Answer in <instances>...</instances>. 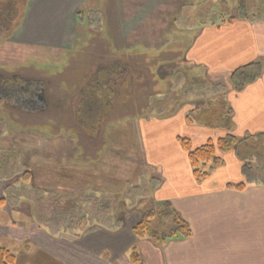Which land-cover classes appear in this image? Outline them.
Listing matches in <instances>:
<instances>
[{"label": "rangeland", "instance_id": "374dc122", "mask_svg": "<svg viewBox=\"0 0 264 264\" xmlns=\"http://www.w3.org/2000/svg\"><path fill=\"white\" fill-rule=\"evenodd\" d=\"M0 3V74L13 77L23 72L51 79V93L63 99L50 100V107L30 110L23 116L0 108V177L8 180L9 186L18 183L17 188L9 189L10 194H26L24 221L35 222L52 234L76 235L85 229L87 218L95 215L97 208L100 215L96 216L102 220L103 213L108 216L114 209L112 215L117 216L124 206L131 216L157 208L162 198L179 191L171 175L181 162L178 137L191 138L192 129H207L210 137L230 133L247 138L234 147L239 159L246 158L245 181H251L254 172L263 181V120L249 123V127L258 128H247L237 118L238 112L247 118L244 101L231 98L232 93H244L249 84L238 88L229 81V85L215 89L208 70L182 56L191 47L198 28L211 26L213 20L221 24L225 23L223 19L227 22L233 16L240 17V0H88L87 8L94 13L76 26L73 41L77 39L78 43L63 48L24 44L18 37L14 40L22 30L27 16L23 18L22 12L27 7L28 13L30 0L20 4V11L17 0ZM244 5L248 21H264V0H246ZM98 59L107 66L91 74ZM253 63L261 64L260 77L264 76V57ZM176 69L181 74H175ZM85 70L92 72L78 95L81 82L77 84L75 77ZM132 70L137 73L131 76L135 84L129 89L153 95L150 106L145 103L148 98L142 105L133 101L126 106L119 105L121 100L109 99L113 82L109 84L107 79L126 86ZM140 70L147 74V80ZM182 73L189 78L184 80L186 75ZM221 82L226 80L216 84ZM125 91L122 89V95ZM260 106H252L255 117L260 114ZM77 107L85 133L95 138L89 142L88 151L86 136L75 126ZM69 110L70 116L65 119ZM181 113L189 119L187 126L174 121ZM77 131L82 137L77 138ZM191 142L194 147L198 145ZM25 170L31 176L21 180ZM189 189L184 186V191ZM16 215L21 217L20 212ZM171 222L168 219L161 229ZM0 245L14 251L22 249L17 240L3 239Z\"/></svg>", "mask_w": 264, "mask_h": 264}, {"label": "crops", "instance_id": "0c3cea01", "mask_svg": "<svg viewBox=\"0 0 264 264\" xmlns=\"http://www.w3.org/2000/svg\"><path fill=\"white\" fill-rule=\"evenodd\" d=\"M87 1L30 0L22 30L14 40L18 37L24 44L57 48L70 46L78 25V11ZM248 19L235 17L233 22L221 24L213 20L211 26L198 28L191 47L182 56L205 67L214 81L227 80L238 69L264 57V21L259 19L251 23ZM231 98L244 101L247 118H242L240 112L237 118L247 128H258L249 127L253 121L263 120L264 125V76L250 83L244 93H232ZM259 103L262 104L260 114L255 117L252 106ZM174 119L187 126L185 113ZM194 131H189V138L197 146L224 136L210 137L207 129ZM177 147L181 162L172 169L171 175L173 185L180 186L179 191L159 202L172 203L189 222L191 236L175 238L163 245L148 239L139 240L133 233V227L141 219L143 211L134 216L129 215L131 211L125 212L116 226L93 221L76 234L79 236L68 232L52 234L35 222L23 220L26 194H10L9 189L17 188L18 183L9 186L11 183L0 177V243L3 239L17 240L21 242L22 249L17 247L14 251L8 246L0 247L15 253L16 264H134L131 262L134 246L140 253L135 264H264V179L261 181L259 175L252 172L251 181H245L246 158L239 159L234 149L220 154L222 165L210 166V175L197 181L188 154L181 145ZM233 181L248 184L245 190L239 191L227 187L235 184ZM184 186L190 189L184 191ZM19 212L21 217L17 218Z\"/></svg>", "mask_w": 264, "mask_h": 264}, {"label": "trees", "instance_id": "16d2710c", "mask_svg": "<svg viewBox=\"0 0 264 264\" xmlns=\"http://www.w3.org/2000/svg\"><path fill=\"white\" fill-rule=\"evenodd\" d=\"M22 0H17L16 4H21ZM246 0H240V17L245 16L249 18L248 15L245 13L246 6L244 5ZM18 10L20 11V5L17 6ZM25 8V7H24ZM245 8V11H244ZM27 7L23 10L22 17L24 18L26 15ZM20 15V14H19ZM21 16V15H20ZM223 17V15H222ZM235 17L229 18L227 22H233ZM83 13L82 11L78 12V23H83ZM223 22H226L223 19ZM11 36V34H10ZM186 51V50H185ZM178 63V62H177ZM255 67V69L250 70L251 68ZM179 68V64L177 65ZM262 67L260 63H252L247 66H244L238 69L236 72L232 73L229 77V81L235 85V87L243 88L245 84H250L251 82L255 81L257 78L261 76ZM175 74H181L180 69H176ZM186 75L184 78H189L187 73H182ZM186 80V79H184ZM190 85H193L190 82ZM214 88L216 89L217 86L215 85ZM187 121H189L187 117ZM247 138L239 139L233 134H226L222 137L217 139H210L207 140L205 143L199 146H193L191 139L188 137H178V141L180 142L182 148L188 154V158L192 167V171L194 177L197 181H202L205 177L210 175V167L209 164L213 162L214 165H219L222 163V160L219 158L220 154H224L227 152L233 151L234 147L241 142H245ZM25 178L31 176L30 172L26 170L24 174ZM228 188L236 189L239 191H243L246 189V183H239V184H228ZM127 208L122 207L119 210V213H123L126 211ZM112 216V215H111ZM171 219V225H168L165 230L161 228L164 227L163 224H166V221ZM118 223L122 220L117 218ZM133 232L135 236L139 239H148L153 241L157 245H163L166 242L179 238V237H189L192 235V229L189 222L181 216V214L174 208L170 201H163L157 208H150L143 210L141 219L139 222L134 226ZM140 258V253L136 246H134L131 250V262L137 263ZM17 257L14 252L6 247H0V264H16Z\"/></svg>", "mask_w": 264, "mask_h": 264}, {"label": "flooded vegetation", "instance_id": "af4514ba", "mask_svg": "<svg viewBox=\"0 0 264 264\" xmlns=\"http://www.w3.org/2000/svg\"><path fill=\"white\" fill-rule=\"evenodd\" d=\"M23 2H24V0H23ZM25 2H26V0H25ZM1 4L2 3H0V5ZM18 5H20V4H18ZM86 5H89V3L88 4L86 3ZM86 5H84L85 7L82 6V8H80V10H79V11H82V13H84L83 11H85V15L83 14V21L84 22L86 21V19L87 20L89 19V17H90L89 15H91L90 13H94V9H93V11H92V9L88 10L90 5L89 6H86ZM0 7H2V6H0ZM85 16H87L86 19H85ZM84 22L81 23V24H84ZM11 25H13V24H11ZM76 33H77V31H76ZM13 35H15V34H12L11 36H13ZM76 36H78V34H76ZM72 43L76 44V43H78V40L75 39V41H73ZM95 57H99V59H100V55H96ZM99 59H98V61L96 63H94L95 64L94 72L91 71L92 73L91 72L88 73V71L86 72V70H85V71H82L81 76L78 75L77 77H75L77 79V82H78L77 84H79V82H81V86L78 89V95H79V93L84 91L85 80L90 76V73L94 74V73L97 72V70L100 67L104 69L107 66V65L102 64ZM184 59H185V57H184ZM184 63H186V62H184ZM186 64L188 66L191 65L189 63H186ZM134 72H136V71L132 70V74L130 72V76L128 77L129 81L126 84V86L123 83L118 84L119 81L113 80L110 77H109V79H107L109 84H111V82H113V84L110 85V88L112 89V93H111V96H109L110 97L109 99L118 100V102H119V100H121V102H119V105L122 104L123 106H126L127 103L133 102V101H134V103L136 105H140V104L142 105V103L145 102L147 100V98H148L149 100H147L145 103H148L147 106H150L151 105V100H154L153 95L152 96H148V95L145 96V94L143 92H141V91L140 92L138 91V92L134 93V92H131V90L129 89L130 84H131V87H132L133 84H135L134 80L131 77L132 75H134ZM7 73L8 74H13V73L15 74L16 72L7 71ZM140 73H145V72H144V70H140L139 74ZM193 74H194V72H193ZM127 75H129V72L127 73ZM230 75H229V77H230ZM146 76H147V74L145 73V77ZM192 77H193V75H192ZM229 77L226 80V83L221 82L220 84H216L217 81H214L213 82V86L216 85L217 87H219V86L229 85L230 84L229 83ZM146 80H147V77H146ZM52 83L53 82H52L51 79L48 80V78H45V77L42 78V77H40L38 75H32L31 76V75L27 74V76H26V74H24L23 72H20L19 74H15L13 77H9V76H5L3 74H0V104H1L0 108L2 107V109L4 111L10 110V111L17 112L18 114L23 116L24 113L29 112L30 110L34 111L35 109H40V107L41 108L50 107V105H51L50 104V100H63L62 98H55L53 96V94L51 93V88L49 86ZM88 87H87V89H88ZM141 87L137 86V88H141ZM85 88H86V86H85ZM122 89L126 90L125 94H123V95H122V93H123ZM113 92H114V94H113ZM144 98L146 100H144ZM75 100H79V99H75ZM61 108H62V106H61ZM70 110L72 112V109H70ZM70 110L65 113V115H66L65 119H67L70 116ZM77 112H79V107H77V109H75V111H74L75 126H76V128H78L79 131H82L84 133V135L86 136L85 137L87 139V140L85 139L86 140V151H88V149L90 148L89 147V142L93 143L92 140H95V138L94 137H89L85 133V131H84L85 127L83 126L82 121L80 120ZM136 114L139 115L140 113H136ZM107 116H109V115H107ZM103 120H104V118H103ZM8 129L9 128H6L4 130L8 131ZM79 131H77V134H78L77 138L82 137V135H80ZM105 146L106 145L104 144L103 149H104ZM93 147H95V146H93ZM25 172H26V170L23 172V176L20 177L21 180L23 178H25L24 177L25 176L24 175ZM125 208H127V210L124 211L123 213L122 212L118 213L117 216H116V214L112 215V212L114 211V209H112L110 211L108 216H106L105 213H103V220L100 219L101 218L100 216H96V214L100 215L99 214V210L97 208L96 214L94 213L95 215H93V214H92V216L90 215V219L87 218V221L85 222V225L87 226L88 224H91L93 221L97 222V223L100 221L102 223L114 224V226H116V225L119 224L118 221H117V218L122 220L123 214L130 210L128 208V206H125Z\"/></svg>", "mask_w": 264, "mask_h": 264}]
</instances>
